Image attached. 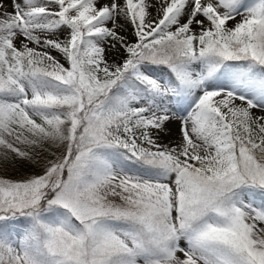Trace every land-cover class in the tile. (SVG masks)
Here are the masks:
<instances>
[{"label":"snow or ice","instance_id":"6c2138e0","mask_svg":"<svg viewBox=\"0 0 264 264\" xmlns=\"http://www.w3.org/2000/svg\"><path fill=\"white\" fill-rule=\"evenodd\" d=\"M0 264H264V0H0Z\"/></svg>","mask_w":264,"mask_h":264},{"label":"bare ground","instance_id":"6f19581e","mask_svg":"<svg viewBox=\"0 0 264 264\" xmlns=\"http://www.w3.org/2000/svg\"><path fill=\"white\" fill-rule=\"evenodd\" d=\"M175 132H176V129H175V126H173V138L175 136Z\"/></svg>","mask_w":264,"mask_h":264}]
</instances>
